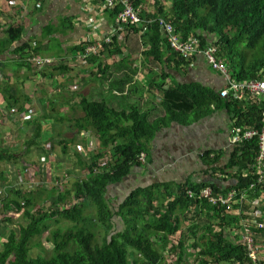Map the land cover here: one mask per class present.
<instances>
[{
  "label": "trees",
  "instance_id": "16d2710c",
  "mask_svg": "<svg viewBox=\"0 0 264 264\" xmlns=\"http://www.w3.org/2000/svg\"><path fill=\"white\" fill-rule=\"evenodd\" d=\"M42 1L46 0L39 3ZM133 1L136 7L143 5L142 0ZM166 1L170 3L168 12L159 0H155V9L152 12L144 10L141 19H164L173 25L181 40L196 38L202 48L210 45L211 39L215 38L218 58L238 82L260 79L264 75H260L264 72V0ZM109 11L116 16V11ZM128 30L139 35L142 31L137 27H129ZM22 31L19 25L9 27L2 39L1 49L7 51L17 44L22 38ZM55 32L49 28L44 37ZM141 37L145 59L159 63L165 70H178L181 66L190 65V61L183 60L169 48L158 24L149 25ZM243 42L246 51L251 53L250 60L248 55L243 54L245 50L238 53L237 46ZM119 45L113 39L110 46H105L98 56L90 57L86 63L95 65L104 53L108 56L121 55ZM39 49L31 50L23 44L13 52L21 57V66L32 68V59L42 58ZM76 49L78 53L82 51V47ZM61 69L54 67L51 74ZM99 71L102 72V69ZM159 84L158 90L163 91L160 105L164 116L152 122L136 108L129 112L115 111L104 102H91L85 96L80 98L78 109L83 118L79 122V133H91L96 139V146L88 150L91 154L89 163L76 155L83 178L76 180L70 190L58 193L49 212L35 207L37 195L30 191L7 193L1 201L3 221L8 223L11 214L21 216L22 213L26 224L10 231L2 242L0 264H261L258 262L264 244V231L257 226L264 223V216L262 219L254 218V210L251 209V203L258 201L255 211L264 212V169L262 175L257 171V137L226 152L201 153L199 156L206 168L207 180L187 179L179 184L138 187L115 207L107 198L109 188L120 184L133 168L141 166L139 156L146 155L149 143L172 123L190 125L207 117L211 106H221L230 114L231 129H260L264 103L257 100L230 102L220 98L221 90L215 92L200 84H174L167 89H164L161 80ZM41 135V126L35 124L27 146L42 145L39 141ZM69 142H59L64 156L67 155ZM9 159L10 154L0 152V163ZM101 160L107 161L99 170L97 164ZM94 169L99 171L94 173ZM204 189H210L213 197H226L234 192L235 198L229 207H224L213 205L209 199L188 197L189 192L198 195ZM68 198L69 206L65 203ZM57 203L63 208L56 209ZM88 208L94 209V217L85 215ZM55 218L68 221L72 226L66 230L49 231L48 222ZM202 218H206V223L200 224ZM113 219L120 221V229L115 228ZM184 222L187 228L181 233ZM246 224H251L255 246L259 247L254 258L245 244H236L225 236V230H243ZM94 228L105 231L101 245L95 243ZM47 231L49 237L46 242L52 247L50 255L43 253V256L31 258L35 245L33 240ZM165 251L173 257L172 263L165 262ZM191 255L196 259L194 262L188 261Z\"/></svg>",
  "mask_w": 264,
  "mask_h": 264
},
{
  "label": "crops",
  "instance_id": "0c3cea01",
  "mask_svg": "<svg viewBox=\"0 0 264 264\" xmlns=\"http://www.w3.org/2000/svg\"><path fill=\"white\" fill-rule=\"evenodd\" d=\"M142 1L143 8L152 11L147 0ZM160 4L166 12L169 11L168 1ZM112 14L103 9L102 0H46L39 4L31 0H0V152L11 155V159L0 163V185H4L0 190L1 216L4 214L1 201H4L7 193L15 190L24 192L20 189L29 187L26 181L17 182V177L21 179L17 173L22 170L28 173L29 168L36 167L40 157L33 155L35 149L40 150L39 155H43L42 145L27 146L35 124L41 126L43 133L45 127L55 125L57 120L61 121L60 125L64 122L76 134L74 141L70 142L74 144L77 138L76 141L83 143L78 136L79 122L83 118V113L78 109L81 97L85 96L91 102H104L115 111L129 112L136 108L152 122L164 116L160 105L163 91L158 90L160 80L164 89L174 84H200L215 92L224 89L222 75L213 71L202 57L178 70H165L151 59H141L145 51L142 37L131 30L122 39L115 38L122 48L121 55L108 56L104 53L95 65L86 62L78 64L76 48L82 47L87 39H97L111 33L115 20ZM15 25L23 29L21 40L7 51L1 49L5 32ZM49 28L56 32L44 37ZM23 44L31 50L40 47L43 58L53 59L54 65H58L54 67L70 68V76L63 79L62 70L51 74L54 68L51 66L44 68V72L38 71L40 76H36L38 74L33 67L21 66V57L13 51ZM68 71L65 70L66 73ZM72 90H77V102L71 100ZM50 98L52 102L47 101ZM64 108L69 109L66 118ZM48 109L53 112L47 113ZM210 110L207 117L190 125L172 123L162 129L149 143L146 163L133 168L120 184L111 186L112 193L128 194L138 187L179 184L187 179L207 180L206 168L199 155L203 152H226L231 131L228 110L221 106H211ZM52 115L59 119L53 122ZM70 142L66 157H76ZM27 188L25 191H28Z\"/></svg>",
  "mask_w": 264,
  "mask_h": 264
},
{
  "label": "rangeland",
  "instance_id": "374dc122",
  "mask_svg": "<svg viewBox=\"0 0 264 264\" xmlns=\"http://www.w3.org/2000/svg\"><path fill=\"white\" fill-rule=\"evenodd\" d=\"M146 2H147V5L149 6L150 9H152V10L155 9V4H154L155 0H147ZM162 2H166V0H159V3H162ZM137 45H138V47H140L141 43L138 41ZM237 50H238V53L245 50L243 54L248 55V59L250 60L251 53L246 51L245 42L238 45ZM235 56H236V59L238 60V55L235 54ZM141 59H144V57L141 56ZM82 63L83 62H81V61L78 62V64H80V65H82ZM54 66H58V65H54ZM44 68H48V67H41V68L33 67L34 71L37 73H38V71H42ZM63 69H61L63 71L62 72L63 75L61 77H63V79H64V78L68 77V75L70 76L71 69L70 68H63ZM67 69H69L68 73L65 72V70H67ZM67 79H69V78H67ZM76 92H77V90H72V93H71V100L73 102H77L76 100H78L77 98H75ZM85 93H86V90L84 89L83 94H85ZM51 96H55V95H51ZM50 100H51V98L47 99V101H50ZM50 102H52V100ZM54 103L56 104V101ZM59 106L60 105L58 103V107ZM52 112L53 111L48 109L47 113H52ZM66 112H69L68 108L67 109L64 108V110H63V113L65 114L64 118L69 116V114L66 115ZM70 114H72L71 111H70ZM73 116H76L75 113H73ZM70 117H71V115H70ZM55 119H59V118L56 117V115H52V121ZM60 123H61V121L57 120L55 122V125H50V126L45 127V128L43 125V128L45 129V131L43 132L44 135L42 133V135L40 136V139H39V141H41V144H42L41 147L43 150V153H42L43 155L42 156L39 155L40 150L35 149V153L32 152L33 155L40 157L38 160V163L35 164L36 167L29 168L28 173L24 172V170L19 171L17 173L21 177V179L19 177H17V182L26 181L27 186H29L28 188L24 186V188H22L20 190H24V192H26V193L30 191V192H32V194L37 195V196H35V207L39 208L43 212H49L51 209H53L52 202L56 201V199H57L56 195L58 193L61 194L64 191L70 190L73 183L76 180H80L83 178V174L81 171L82 168H80L78 166V163L76 161V157L73 155L66 157L61 153V148H60L59 142L61 140H63V141H74L73 136H76V134L75 133L73 134L71 127H69L68 125H65L64 122H62L63 125H60ZM78 136L81 137V139L83 140V143L76 141V139H77L76 138L75 143L73 144V142H72L70 144L71 149L75 152V154H78L79 156H81L85 160V162L89 163L88 161H90V155L91 154H90V152H88V150L92 149L96 146V139L92 136L91 133L89 134L85 131L82 133H79ZM93 145H94V147H93ZM21 150H23V149H21ZM32 151H34V148L32 149ZM106 161L107 160H101L98 162L99 164H97V167L99 170L101 168H103L104 165H106V163H105ZM21 167H23V166H21ZM17 169H18V167H17ZM3 186L4 185H0V190H2ZM25 188H27L28 191H25ZM17 189H18V187H17ZM111 190L112 189L109 188L107 198L111 201L112 206L115 207L117 204H119L124 199V197L127 193L120 192V193H116V194L114 193L113 194ZM65 203L69 206L70 199L68 198V200ZM55 207H56V209L57 208H63V205L57 203ZM257 207H258V201H254L253 203H251V209L254 210L253 211L254 218L262 219L264 216V212L263 213L256 212L255 209ZM3 213H4V211H3ZM33 214H35V211ZM94 214H95V211L93 208H88V210L85 213V215L88 218L94 217ZM1 215H2V213L0 212V240H2V242H3L6 240L10 231L16 230L18 228V226L25 225L26 221L22 218V216H23L22 213H21V216L20 215H15V216L10 215L9 216L10 222H8V223H5L3 221L4 216H1ZM56 220L58 222H56ZM204 222L206 223V218H202L200 220V224H202ZM48 223H49V225H48L49 231L55 230V229L66 230L67 228H70L72 226V223L65 221V220H62V219H58V218H55V219L49 221ZM112 223L114 224L116 229H120V221L118 219H113ZM186 228H187V223L184 222L181 226V233L182 232L184 233L186 231ZM93 230H94V233L96 235L95 243H97V245H101L103 243V239L106 236L104 229L94 228ZM49 231H47L46 233L42 234L40 237H37L33 240V244H35V245L32 247V250L30 253L31 258L43 256V253H48V255H50V251H51L52 247L50 246V244H48L46 242V240L49 237V233H48ZM225 236L231 242H234L236 244H239V243L244 244L245 234H244L243 230H239V231L225 230ZM176 237H178V236H176ZM189 252H192V251L190 250ZM189 254H191V253H189ZM164 260H165V262L172 263L174 259L168 253V251H165ZM195 260H196L195 257L191 255L188 261L194 262ZM258 263L264 264V244H263V247H261V255H260V259H259Z\"/></svg>",
  "mask_w": 264,
  "mask_h": 264
},
{
  "label": "built area",
  "instance_id": "2783aa9c",
  "mask_svg": "<svg viewBox=\"0 0 264 264\" xmlns=\"http://www.w3.org/2000/svg\"><path fill=\"white\" fill-rule=\"evenodd\" d=\"M39 4L40 0H31ZM104 10L116 11L114 25L111 33L103 35L97 39H87L82 46V51L79 53L78 58L81 62H86L90 57H95L104 50L105 46L112 44L113 38L124 37L129 27L141 28L142 33H145L147 27L151 24H158L162 36L165 37L166 43L169 48L180 55L185 61H193L197 57L204 58L207 65L215 72L222 75L225 80V87L219 92L221 99L229 100L230 102H248L257 100L258 103H264V72H261L262 77L256 80L249 81H236L224 63L218 58V48L214 45L216 41H212L206 48H202L200 42L196 38H189L188 40H181L179 35L175 32L173 25L161 18L155 20L144 21L142 18L143 7L141 5L135 6L133 0H104ZM122 39V38H121ZM34 67L41 68L44 65H51L53 63L50 59L34 58ZM258 138L259 143V157L257 158V171L260 175L263 174L264 169V110L261 114V126L259 130L234 128L231 129L228 136V149L243 143L244 141ZM141 164L146 163V155L139 156ZM98 170L94 169V173ZM261 182V179L259 180ZM189 198L206 199L210 200L213 205L220 204L224 207H229L234 198L235 193L231 192L226 197L218 196L213 197L210 189L201 190L198 195L193 192L188 193ZM244 227V244L249 250L250 256L255 257L259 252V247L255 246V240L251 233V224H246ZM259 229L264 231V224H258ZM2 240H0V248Z\"/></svg>",
  "mask_w": 264,
  "mask_h": 264
},
{
  "label": "clouds",
  "instance_id": "9594fccd",
  "mask_svg": "<svg viewBox=\"0 0 264 264\" xmlns=\"http://www.w3.org/2000/svg\"><path fill=\"white\" fill-rule=\"evenodd\" d=\"M142 7H143V5H141ZM144 9V8H143ZM145 10V9H144ZM146 11V10H145ZM153 11V10H152ZM152 11H150V12H152ZM146 12H149V11H146ZM129 31V30H128ZM144 33H142V31H141V35L140 36H142ZM126 36V35H125ZM113 39H115V38H113ZM212 41L213 40H215L216 41V39L215 38H212L211 39ZM211 41V42H212ZM219 50V49H218ZM38 58V57H37ZM43 58V57H42ZM34 59V58H33ZM32 59V60H33ZM43 59H50V58H43ZM50 60H52L53 61V63L51 64V65H44V66H42V67H50V66H52V65H54V60L53 59H50ZM222 61V60H221ZM223 62V61H222ZM32 63H33V61H32ZM207 64V63H206ZM225 65V64H224ZM33 67H34V63H33ZM225 67H226V65H225ZM227 68V67H226ZM228 69V68H227ZM229 71V70H228ZM229 72H231V71H229ZM142 165H144V164H142ZM264 224V223H263ZM244 229V228H243ZM251 230V229H250ZM243 232H244V230H243ZM251 233H252V231H251ZM252 235H253V233H252ZM253 237H254V235H253ZM254 240H255V237H254ZM256 241V240H255ZM246 246V245H245Z\"/></svg>",
  "mask_w": 264,
  "mask_h": 264
}]
</instances>
